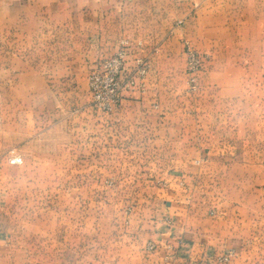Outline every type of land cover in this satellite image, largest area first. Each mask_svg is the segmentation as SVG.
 Returning a JSON list of instances; mask_svg holds the SVG:
<instances>
[{"label":"crops","instance_id":"obj_1","mask_svg":"<svg viewBox=\"0 0 264 264\" xmlns=\"http://www.w3.org/2000/svg\"><path fill=\"white\" fill-rule=\"evenodd\" d=\"M191 4L192 0H0V55L6 76L0 110L16 122L20 138H37L51 127L69 135L70 140L57 145L59 150L85 153L80 161L69 154L70 163L114 166L117 182L149 184L146 194L136 193L153 198L151 208L147 203L143 209L148 215L135 227L136 236L128 239L136 248L128 256L117 251V264H217L215 258L230 250L236 256L220 264H262L255 252L259 237L233 234L256 229L257 224L246 216H230L232 208L233 213L241 212L231 199L235 195L218 193L210 208L212 218L197 208L195 191L205 177V159L211 157L213 176L214 167H228L230 175L236 162L224 155L236 144L222 138L221 119L231 113H221L218 96L175 92L181 50L179 31L171 30L173 9L185 18ZM135 40L144 46L131 51L150 61L146 88L126 94L113 113L94 115L85 109L90 101L89 71L98 59L115 54L123 41ZM198 160L202 161L196 165ZM223 179L218 177V182ZM1 209L0 205V217ZM4 225L9 228L8 221ZM148 243L155 245L151 252L146 251ZM11 255L10 235L0 230V264Z\"/></svg>","mask_w":264,"mask_h":264},{"label":"rangeland","instance_id":"obj_2","mask_svg":"<svg viewBox=\"0 0 264 264\" xmlns=\"http://www.w3.org/2000/svg\"><path fill=\"white\" fill-rule=\"evenodd\" d=\"M178 10L173 9L171 23V30L179 31L181 50L175 92L188 97L218 96L221 113H231L221 119L225 127L222 138L236 144L224 155L236 162L230 168V175L228 167L224 171L217 168L215 171L214 167L213 176L211 157L209 161L205 159L208 162L205 177L195 191L197 208L206 212V218H212L210 208L218 193L225 197L235 195L231 199H236L234 203L241 212L233 213L232 208L230 216L233 219L246 216L257 224L256 229L233 234L248 232L258 236L255 252L264 264V0H192L185 18L178 17ZM137 42L141 45L134 47ZM187 44L201 63L193 91L187 83ZM132 45L134 49L144 46L141 40H135ZM134 54L148 62L150 71L149 59ZM102 59L95 62L88 76ZM148 76L149 72L143 88L127 94L143 91ZM5 77L3 55H0V106ZM88 94L90 101L85 109L94 115L115 111L105 113L97 109L89 86ZM73 114L76 113L67 115ZM18 129L16 122L11 123L0 110V230L9 233L12 249L6 264H117L114 258L117 251L128 256L136 248L129 246L128 239L136 236L135 227L148 215L143 209L147 203L152 206L153 200L138 197L136 193L146 194L149 184L135 180L117 182L114 166L70 163L69 154L77 155L76 161H80L85 153L59 150L57 145L70 140L69 135L58 134L51 127H46L37 138H20ZM80 138L83 140L81 135ZM14 157L19 162L12 165L9 160ZM201 161H195L196 165ZM103 176L107 177L106 181ZM218 177L224 178L223 181L218 182ZM229 177L233 179L231 182L227 181ZM259 203L263 208L260 209ZM243 209L248 214H242ZM5 221L9 222V228ZM119 240L123 241L122 246ZM220 257L215 258L217 264L234 258L223 262Z\"/></svg>","mask_w":264,"mask_h":264},{"label":"built area","instance_id":"obj_3","mask_svg":"<svg viewBox=\"0 0 264 264\" xmlns=\"http://www.w3.org/2000/svg\"><path fill=\"white\" fill-rule=\"evenodd\" d=\"M137 42L134 47H139ZM132 43L123 41L121 46L112 56L103 58L88 76V86L94 106L110 113L120 107L125 95L133 90L143 88L144 80L149 72L148 62L135 55L131 48ZM201 67L198 55L186 46V73L190 91L196 89V72ZM19 162L17 157L9 160L14 165ZM198 163V161H196ZM148 250H154L155 245L149 243ZM233 250L228 251L219 258L220 261L227 262L234 257Z\"/></svg>","mask_w":264,"mask_h":264}]
</instances>
